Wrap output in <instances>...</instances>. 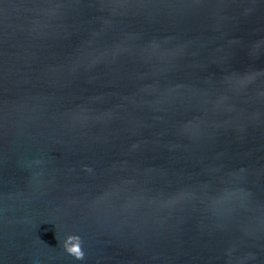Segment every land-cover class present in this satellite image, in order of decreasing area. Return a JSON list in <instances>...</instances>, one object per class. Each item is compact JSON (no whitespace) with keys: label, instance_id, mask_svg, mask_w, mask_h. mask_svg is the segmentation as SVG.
I'll return each mask as SVG.
<instances>
[{"label":"water","instance_id":"1","mask_svg":"<svg viewBox=\"0 0 264 264\" xmlns=\"http://www.w3.org/2000/svg\"><path fill=\"white\" fill-rule=\"evenodd\" d=\"M0 264H264V0H0Z\"/></svg>","mask_w":264,"mask_h":264},{"label":"clouds","instance_id":"2","mask_svg":"<svg viewBox=\"0 0 264 264\" xmlns=\"http://www.w3.org/2000/svg\"><path fill=\"white\" fill-rule=\"evenodd\" d=\"M80 239L78 236L74 234H68L64 237L62 244L66 251L69 253L75 254L77 257L82 256V252L80 250Z\"/></svg>","mask_w":264,"mask_h":264}]
</instances>
